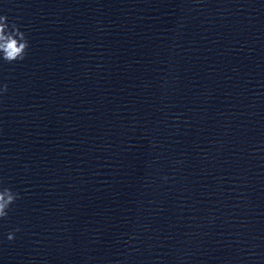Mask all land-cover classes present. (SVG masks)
<instances>
[{
    "label": "clouds",
    "instance_id": "9594fccd",
    "mask_svg": "<svg viewBox=\"0 0 264 264\" xmlns=\"http://www.w3.org/2000/svg\"><path fill=\"white\" fill-rule=\"evenodd\" d=\"M29 41L27 34L21 31L20 26L15 22L8 23L6 15H0V61L14 63L23 61L27 55ZM8 85L0 84V96L6 94ZM20 194L11 188L0 186V220L7 218L12 205L20 199ZM20 229L16 228L7 234L8 241L15 238V232Z\"/></svg>",
    "mask_w": 264,
    "mask_h": 264
}]
</instances>
